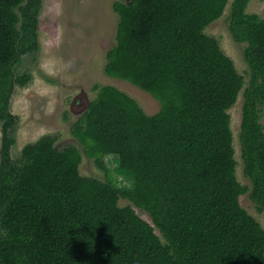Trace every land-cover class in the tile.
<instances>
[{
    "label": "trees",
    "instance_id": "16d2710c",
    "mask_svg": "<svg viewBox=\"0 0 264 264\" xmlns=\"http://www.w3.org/2000/svg\"><path fill=\"white\" fill-rule=\"evenodd\" d=\"M41 2L0 0V264H264V228L239 203L248 193L264 212V17L247 12L249 0L113 2L118 22L104 72L149 92L160 108L147 114L122 90L94 86L70 132L97 168L132 179L117 186L82 175L79 147L58 149L51 134L11 156V95L31 80L16 68L39 48ZM227 4L231 37L245 43V86L204 31ZM240 91L250 185L236 177L228 112Z\"/></svg>",
    "mask_w": 264,
    "mask_h": 264
},
{
    "label": "rangeland",
    "instance_id": "374dc122",
    "mask_svg": "<svg viewBox=\"0 0 264 264\" xmlns=\"http://www.w3.org/2000/svg\"><path fill=\"white\" fill-rule=\"evenodd\" d=\"M116 0H42L38 20L39 48L22 57L16 72H27L31 80L27 85L16 86L11 95L10 110L17 116L15 143L11 156L19 158L22 147L36 141L45 134L56 138V146L62 149L74 144L81 146L72 136V123L85 110L88 102L95 97L94 86L112 85L133 97L147 114L156 113L160 102L149 92L132 82L109 77L104 72L106 51L115 43L117 13L112 4ZM231 0H228L230 2ZM227 4L223 14L205 28V32L217 38L221 49L234 62L247 84V64L243 58L245 43L234 41L228 29ZM248 13L264 17V1L249 0ZM242 91L228 112L231 117V131L236 159V177L250 185L243 174L238 133L241 121ZM260 122L264 127V110ZM1 137V125H0ZM82 151V150H81ZM111 167L117 165L112 156L104 159ZM82 175L111 179L117 186H126L131 178L115 171H103L83 151L79 163ZM125 177V178H124ZM132 180V179H131ZM240 205L264 228V212H258L248 193L239 196ZM129 204L120 198L119 205ZM136 212L151 221L143 209Z\"/></svg>",
    "mask_w": 264,
    "mask_h": 264
}]
</instances>
